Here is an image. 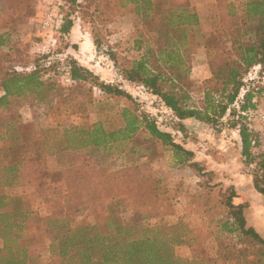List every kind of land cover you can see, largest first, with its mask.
Here are the masks:
<instances>
[{
	"label": "trees",
	"instance_id": "trees-1",
	"mask_svg": "<svg viewBox=\"0 0 264 264\" xmlns=\"http://www.w3.org/2000/svg\"><path fill=\"white\" fill-rule=\"evenodd\" d=\"M69 1L74 8L81 4L80 0ZM25 3L26 0H0V48L7 47L9 40L15 37L14 31L10 33L15 24V8L24 7ZM215 3L221 29L228 34L233 47L232 51L218 54L210 52L203 36H197L199 22L194 0H167L157 9L153 0H122L119 8L133 6L147 30L160 32L167 48L154 51L149 46L143 47L144 41H136L139 57L132 60L130 69H121L120 74L126 82L159 99L178 121L180 131L186 120L214 125L225 120L241 141V156L252 170L255 191L264 196V151L258 144H251L255 135L244 116L248 111L264 107V87L255 85L254 80H244L257 68L258 82L264 78V0H246L241 11L231 0H215ZM58 23L60 27L56 25L55 29L59 28L62 35L68 34L73 26L69 20L62 19ZM194 61H204L212 81L220 85V89L212 91L219 92L214 97L211 91L205 93L203 108L188 105L190 96L179 83L191 76ZM63 63L75 86L91 82L105 95L132 100L118 86L97 83V77L79 66L76 60L66 57ZM45 72V67L38 64L30 71L7 72L0 84V108H8L11 99L25 97L27 93L42 98L50 92L52 86L41 77ZM122 119L124 125L115 131L106 130L100 123L64 129L62 137L66 148H105L131 141L139 132H144L173 152L175 166L197 167L192 162L194 154L177 144L171 133L161 131L150 116L125 108ZM19 126L0 133V264H208L176 255L177 247H190L197 238L189 229L170 234V229L154 221L168 215L166 211L170 206L160 201L159 187H154L153 182L148 183L145 176L134 178L139 167L87 186L82 183L83 175L71 171L48 172L43 162L54 149L45 142L34 150L29 143L34 138L20 135ZM27 155H36V158L27 161ZM54 182L62 183L61 191L49 199L50 213L43 217L31 209L25 195L9 193L14 187ZM227 191L214 203H209L208 197L202 195L206 200L205 209L199 215L209 217L212 212L221 210L222 216L227 218L218 222L216 231L209 233L212 237L208 239L218 247L213 264H264V238L248 225L246 206L235 202V191L232 188ZM124 203L131 204L133 216L140 224H124L118 209V205ZM86 217L91 219L88 224L83 222ZM223 237L248 241L225 245ZM247 242L253 244L252 248H259L256 260L247 258Z\"/></svg>",
	"mask_w": 264,
	"mask_h": 264
},
{
	"label": "rangeland",
	"instance_id": "rangeland-1",
	"mask_svg": "<svg viewBox=\"0 0 264 264\" xmlns=\"http://www.w3.org/2000/svg\"><path fill=\"white\" fill-rule=\"evenodd\" d=\"M165 1L153 0L154 7ZM194 1L200 8L202 19L197 36L204 37L203 42L213 54L232 51V40L221 29L214 0ZM231 1L239 11L246 2ZM80 2V6L74 8L69 0H64L61 5L54 0H26L24 7L15 8V24L10 31H14L15 37L9 40L7 47L0 48V84L7 72L30 71L38 64L45 67L46 72L41 77L52 86V90L43 94L42 98L27 93L25 97L11 99L8 108H0V133L20 125L23 133L20 135L34 138L29 140L34 150L45 142L54 149L53 154L43 162L48 172L71 171L78 176L83 175L85 180L82 183L87 186L103 182L110 175L126 169L139 167L133 174L134 178L138 180L145 176L148 183L153 182L154 187H159L157 195L160 201L170 206L166 211L168 215L154 221L170 229V234H180L189 229L197 238L190 247L175 249L176 255L184 260L205 261L208 264L217 260L215 254L218 247L208 239L212 237L209 233L216 231L218 222L227 218L222 216L221 210L212 212L209 217L199 213L205 209L203 196L208 197L209 203H214L221 200L230 188L237 194L235 202L246 206L247 223L264 238V197L254 189V176L251 168L244 164L237 132L225 124V120L214 125L193 119L182 122L183 130L180 131L178 121L159 99L126 82L120 74L121 69H130L132 60L139 57L136 41H144L143 47L149 46L158 51L167 48L164 37L156 29L147 30V25L135 13L133 6L120 9L122 0ZM48 17L52 21L44 29L42 22ZM60 17L73 23L68 34L62 35L58 32L59 28L55 29L56 25L60 27ZM66 57L76 60L79 66L93 73L97 83L118 86L132 100L105 95L91 82L75 86L63 63ZM48 66L50 70L46 68ZM195 72L192 78L184 77L179 83L190 96L188 105L203 108L205 93L220 89V85H216L211 77L206 78L203 70ZM254 81L257 82L255 85L264 87V80L258 82L255 77ZM216 94L219 92H212L213 97ZM125 108L153 118L161 131L171 133L177 144L194 154L192 162L197 167L175 166L173 152L151 140L144 132H139L131 141L117 142L105 148H66L67 143L62 137L64 129L100 123L106 130L115 131L124 125L122 112ZM34 158L36 155H27L25 159L32 161ZM61 184L14 187L9 193L13 196L25 195L31 209L43 217L50 213L49 199L60 193ZM118 209L126 226L140 224L133 216L131 204L118 205ZM83 222L90 223V217L84 218ZM221 240L225 245L248 241L235 237H223ZM252 245L246 243L247 258L256 260L259 248H252Z\"/></svg>",
	"mask_w": 264,
	"mask_h": 264
},
{
	"label": "built area",
	"instance_id": "built-area-1",
	"mask_svg": "<svg viewBox=\"0 0 264 264\" xmlns=\"http://www.w3.org/2000/svg\"><path fill=\"white\" fill-rule=\"evenodd\" d=\"M54 1L57 2L58 5L59 4L61 5L64 0H54ZM61 20H62V17H60V21ZM51 21H52V18L48 17L45 21L42 22V28L45 29L46 27H48ZM257 70L258 68L255 69L254 71H250L249 74L244 78V80L252 81L255 79V77L258 79ZM262 80H264V78ZM244 116L247 117L248 128L252 130V132L255 135L251 144L253 146L258 144L260 147V150L264 151V107L258 109L255 112L248 111L247 113H245Z\"/></svg>",
	"mask_w": 264,
	"mask_h": 264
},
{
	"label": "crops",
	"instance_id": "crops-1",
	"mask_svg": "<svg viewBox=\"0 0 264 264\" xmlns=\"http://www.w3.org/2000/svg\"><path fill=\"white\" fill-rule=\"evenodd\" d=\"M215 2V0H214ZM195 10H196V14L198 16V22H199V28H200V25H201V22H202V19H201V13H200V8L197 7V5H195ZM237 6V5H236ZM199 70H203L204 73L206 74V78H210V73L208 71V68H207V65L204 61H194L192 63V68H191V76L190 78H192L194 75H195V71H199ZM198 79V78H197ZM262 196V195H261ZM264 197V196H263ZM249 226L253 227L250 223H248ZM254 228V227H253ZM260 235V234H259ZM261 236V235H260ZM262 237V236H261ZM263 238V237H262Z\"/></svg>",
	"mask_w": 264,
	"mask_h": 264
}]
</instances>
